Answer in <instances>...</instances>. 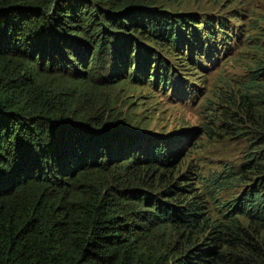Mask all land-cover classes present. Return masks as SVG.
<instances>
[{"label":"trees","instance_id":"trees-1","mask_svg":"<svg viewBox=\"0 0 264 264\" xmlns=\"http://www.w3.org/2000/svg\"><path fill=\"white\" fill-rule=\"evenodd\" d=\"M169 3L0 0V264H264V11ZM239 33L257 58L197 106L240 162L204 175L184 167L192 133L151 131L113 96L193 99L176 69L202 83L222 55L237 64Z\"/></svg>","mask_w":264,"mask_h":264},{"label":"rangeland","instance_id":"rangeland-1","mask_svg":"<svg viewBox=\"0 0 264 264\" xmlns=\"http://www.w3.org/2000/svg\"><path fill=\"white\" fill-rule=\"evenodd\" d=\"M171 2L174 0H167ZM179 4H173L170 7H175L180 10L190 11V12H206V13H223L226 9H230L233 4L232 0H177ZM244 3H248L251 6H255L258 10L264 11V0H242ZM226 5V6H225ZM225 6V7H224ZM242 26H235V30H240ZM238 39H235V45L229 55H237V50L246 46L245 34L239 33ZM249 46L241 50V54H244L239 58V62L235 64L234 62L228 60L226 65H221L224 63L228 54L222 55L221 59L215 64H208V69L205 70V78L203 77V82L199 83L188 75L183 74L184 71L181 68H177L175 74L179 75L180 78L186 80L185 84L196 90L193 99L190 96L181 101V98L176 96L168 95V90L163 91L160 88L153 90L151 85H147L143 88L134 89L130 84L126 85V92L124 94L129 95V98H125L120 94H115L113 99L118 104L127 105L134 101L131 105L132 107L141 106L140 110L149 109V116L153 120L149 123L150 130L158 134L166 135H177L180 136L184 132L188 131L192 133L193 138L187 143V154H186V164H193L195 172L202 170L204 175H210V172H217L223 170V166L226 161L233 163L234 165L240 162L241 146H243L242 141L239 143L230 138L231 136L221 137L214 135L211 136L209 133H203V126L205 118L201 115L199 108L197 106L198 102L203 98L211 97L216 99L215 91H211L214 85L215 78L219 75V72H223V78H232L233 76H238L239 80L243 79L247 74L244 69L246 64L252 63L257 58L256 55L247 54ZM254 51V49H252ZM255 52V51H254ZM257 53V52H256ZM238 61V60H236ZM212 63V62H209ZM235 86L236 83L234 82ZM199 88V89H198ZM192 91V90H191ZM151 94V96H150ZM140 96V97H138ZM208 100V99H207ZM125 101V102H123ZM144 114V112H143ZM166 132V133H165ZM200 136V138H199ZM197 140V141H196ZM238 193V187L232 190H225L222 195L225 198L234 196Z\"/></svg>","mask_w":264,"mask_h":264},{"label":"bare ground","instance_id":"bare-ground-1","mask_svg":"<svg viewBox=\"0 0 264 264\" xmlns=\"http://www.w3.org/2000/svg\"><path fill=\"white\" fill-rule=\"evenodd\" d=\"M181 64V63H180ZM199 89V88H198Z\"/></svg>","mask_w":264,"mask_h":264}]
</instances>
